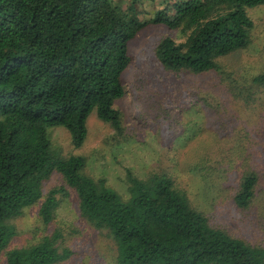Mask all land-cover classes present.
I'll return each mask as SVG.
<instances>
[{
	"label": "trees",
	"instance_id": "obj_1",
	"mask_svg": "<svg viewBox=\"0 0 264 264\" xmlns=\"http://www.w3.org/2000/svg\"><path fill=\"white\" fill-rule=\"evenodd\" d=\"M139 1L0 0V253L16 234L12 220L41 200L38 216L48 224L57 196L68 189L87 225L114 240L116 264H264L263 249L209 227L166 175L143 180L126 170L124 199L105 179L85 174L86 157L61 156L53 148L49 130L61 127L80 149L93 111L121 135L123 118L114 105L126 95L123 75L134 61L169 75H222L218 60L251 43L247 10L264 5L163 0L149 13ZM152 27L168 33L133 54L132 41ZM253 82L264 88V74ZM52 172L61 187L42 196ZM256 181L255 173L242 175L236 206H249ZM58 238L55 233L13 249L5 264H58L68 257L59 252Z\"/></svg>",
	"mask_w": 264,
	"mask_h": 264
},
{
	"label": "rangeland",
	"instance_id": "obj_2",
	"mask_svg": "<svg viewBox=\"0 0 264 264\" xmlns=\"http://www.w3.org/2000/svg\"><path fill=\"white\" fill-rule=\"evenodd\" d=\"M162 1L140 0V9L154 13ZM247 14L253 22L251 43L218 60L222 75H169L154 65L143 69L137 60L123 75L125 97L114 105L123 118L121 135L94 111L80 149L72 147L63 128L49 132L61 156L86 157L85 174L105 179L124 199L126 170L143 180L166 175L209 227L264 250V88L253 82L264 74V5ZM167 33L161 27L148 28L130 49L140 53L154 35ZM131 85L141 89L133 92ZM250 172L257 181L249 206L242 209L234 196L242 175ZM61 184L60 175L52 172L41 184L42 196ZM57 198L58 208L48 224L38 216L41 200L11 221L16 234L1 251L0 264L6 263L9 251L55 233L60 235L59 252L68 253L58 264H116L114 240L81 218L74 192L67 189L66 196Z\"/></svg>",
	"mask_w": 264,
	"mask_h": 264
}]
</instances>
